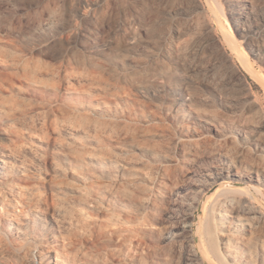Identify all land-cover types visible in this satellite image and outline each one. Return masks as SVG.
<instances>
[{
  "label": "rangeland",
  "instance_id": "obj_1",
  "mask_svg": "<svg viewBox=\"0 0 264 264\" xmlns=\"http://www.w3.org/2000/svg\"><path fill=\"white\" fill-rule=\"evenodd\" d=\"M255 144L264 0H0V264H210L205 184L262 174ZM255 198L223 229L264 251Z\"/></svg>",
  "mask_w": 264,
  "mask_h": 264
},
{
  "label": "bare ground",
  "instance_id": "obj_2",
  "mask_svg": "<svg viewBox=\"0 0 264 264\" xmlns=\"http://www.w3.org/2000/svg\"><path fill=\"white\" fill-rule=\"evenodd\" d=\"M222 13H225V12H222ZM224 36L227 39V42H229L230 48L232 49L236 57H238L242 62L247 63V56L237 47V45L234 42V39L230 37V35L228 34L226 30L224 31ZM226 106L231 107L230 104H227ZM255 147H256V150L264 152V144H255ZM240 160H243V159H240ZM255 166L254 168L252 167L253 171L250 169L251 171H249V173L245 176H242L238 171H236V173H233L230 171L227 172L228 178L230 179H233V177L238 178L235 181L237 182L235 187L225 186L223 185V183H219V181L224 180L225 177L223 176L225 175V173L218 174V176H216L215 178H211L212 181L210 182V184H208V182L207 184H205V185H208L209 187L207 188L208 193L205 192L207 193V195L204 197L205 204L203 205V208H202V215L199 217L198 234L200 238L199 240L200 245H201L200 247L202 248V251L204 253L203 259L208 260L210 264H223L227 259V258L225 259L224 257L226 256L222 255L221 252L218 250L216 238L219 235L224 236L226 238L225 248L226 250L232 252L230 253V258L232 259V261H236L237 263H242V264H264V251H259V250H258L259 252L254 251L255 249L253 250L251 243L250 244L245 243L244 245L242 244V246H239L240 243L238 241L239 240L238 234L235 232L233 233L231 231L228 232L227 230L223 229L225 227L226 228H236L238 225L240 227L248 226L250 228H252L253 225L255 226V224H252L253 221L251 219L252 218L251 215L249 216L251 218H249L248 215H249V212L252 209H254L252 205L256 199L255 194H262V195L264 194L263 190L260 188V185L264 184V172H262L261 174L259 170L255 168ZM194 174H196V176L198 177L202 176V174L199 171H195ZM261 176H262V179H261ZM216 210H219V212H217ZM254 213L256 212H253L252 214ZM216 216L219 217L218 219L219 221H217ZM229 216H231L230 219H229ZM223 224H226L225 227ZM189 228H190V225L188 224L177 225L173 223V225L168 227V230L163 235V238L173 239L175 237L182 235L183 232L187 231ZM247 232H250V229H247ZM262 234H264V232H262ZM206 237L208 238V240H205ZM233 239L238 242V244L235 246L232 245ZM263 239L264 237L262 238V240ZM191 256H192L191 260L195 262L202 259L201 257H198L197 254H193ZM213 257L214 259H212ZM228 261H229V258H228Z\"/></svg>",
  "mask_w": 264,
  "mask_h": 264
}]
</instances>
